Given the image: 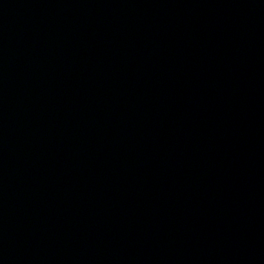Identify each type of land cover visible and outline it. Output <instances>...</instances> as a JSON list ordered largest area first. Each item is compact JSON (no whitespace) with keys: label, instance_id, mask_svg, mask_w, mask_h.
Returning a JSON list of instances; mask_svg holds the SVG:
<instances>
[{"label":"water","instance_id":"1","mask_svg":"<svg viewBox=\"0 0 264 264\" xmlns=\"http://www.w3.org/2000/svg\"><path fill=\"white\" fill-rule=\"evenodd\" d=\"M0 264H264V0H0Z\"/></svg>","mask_w":264,"mask_h":264}]
</instances>
